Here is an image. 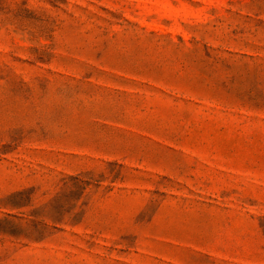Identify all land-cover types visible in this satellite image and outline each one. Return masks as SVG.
Segmentation results:
<instances>
[{"label": "rangeland", "instance_id": "rangeland-1", "mask_svg": "<svg viewBox=\"0 0 264 264\" xmlns=\"http://www.w3.org/2000/svg\"><path fill=\"white\" fill-rule=\"evenodd\" d=\"M0 264H264V0H0Z\"/></svg>", "mask_w": 264, "mask_h": 264}]
</instances>
